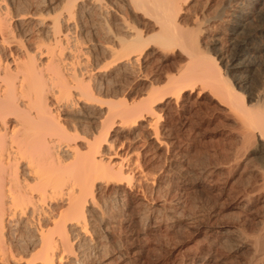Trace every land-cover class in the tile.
<instances>
[{
  "label": "bare ground",
  "instance_id": "6f19581e",
  "mask_svg": "<svg viewBox=\"0 0 264 264\" xmlns=\"http://www.w3.org/2000/svg\"><path fill=\"white\" fill-rule=\"evenodd\" d=\"M84 13L97 18L90 46L74 33ZM261 14L264 0H0V264H84L88 253L113 264L109 222L135 221L146 234L177 217L187 186L208 182L221 196L219 178L182 159L219 116L233 140L220 166L253 179L232 194L235 206L264 203ZM174 49L186 68L157 88L148 73ZM223 231L161 264H222ZM249 243L264 264V231Z\"/></svg>",
  "mask_w": 264,
  "mask_h": 264
},
{
  "label": "rangeland",
  "instance_id": "374dc122",
  "mask_svg": "<svg viewBox=\"0 0 264 264\" xmlns=\"http://www.w3.org/2000/svg\"><path fill=\"white\" fill-rule=\"evenodd\" d=\"M123 15L127 17L128 21L133 23L129 12L124 11ZM258 18L256 19V24L264 26V15L261 14ZM73 21L76 22L74 33L81 37L80 40H82L83 46H90V43L95 42L98 36L91 30V26L96 24L97 21L94 14L84 13L80 17H74ZM217 22H211L208 32H217L219 34L221 28ZM203 48L205 49L204 46ZM186 61L187 57L179 53L178 49L170 51V54L168 53L163 60L160 57H156L154 67H152L153 71L148 73V77L150 79L153 78V86L157 88L166 86L170 77H177L185 70L186 67L183 64L187 65L188 62ZM258 71L256 73L250 72L249 80L253 81L254 77L258 76ZM192 82L193 80H187V83ZM199 82L198 80L195 81L194 95H196L201 85V83L200 85L198 84ZM186 86H188L185 92L187 94L191 85L187 84ZM204 99H202V106L206 103V99ZM231 126V119H226L223 116H219L209 124L203 125L198 138L194 142V146L182 157L184 160L183 164L185 162L184 167H204L206 174H212L215 179L219 178L218 184L220 189L224 188V193L219 196L217 194L219 189L211 190L208 182L187 186V189L183 191L181 209L177 213V217L167 222L161 217L163 224L167 223V226L163 227L162 230L158 229L145 234L140 231L139 224L135 221L127 222L124 219L119 221V217H117L114 222H109L107 224L108 231L105 232L107 235L104 238V243L111 251L110 254L113 257L111 259H114L113 264H161L162 262H170L199 249L204 245L209 234V237L217 234L216 230H224L223 232L228 235L222 239V244L219 247V253L224 258L222 264L257 263V258L251 261L250 257L253 251L250 248L249 239L253 232L264 231V203L253 204L245 210L236 207L234 204L235 201L232 194L241 189L240 187L250 185L253 179L250 178L247 181V178L245 179L246 175L240 176L238 173L227 177L221 167L224 164L223 160L226 151L233 145V140L226 135ZM138 129L136 144L146 146V142L151 141V139L140 128ZM150 166L152 170L153 168L160 170L159 163H153ZM190 182L191 180L188 179L187 183ZM171 188L173 191L176 188V184L172 183ZM161 199L162 195L154 199V204L156 203L155 206L157 205L156 208L160 210V212H157L159 216L165 213V210L163 211L160 207ZM98 203L100 202L98 201ZM114 205L115 203H109L106 209H103L105 214H110V218H114L113 214L117 207V205ZM175 219L178 220L175 222ZM238 227L242 228V234ZM223 240L225 241L223 242ZM116 248H120L122 252L124 251L125 261L116 257ZM84 259L86 260L84 264H103L101 258H95L90 253L86 254Z\"/></svg>",
  "mask_w": 264,
  "mask_h": 264
}]
</instances>
